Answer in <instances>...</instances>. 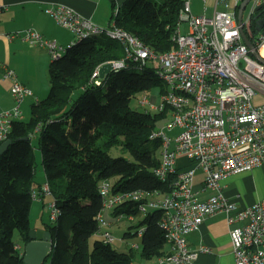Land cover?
Returning a JSON list of instances; mask_svg holds the SVG:
<instances>
[{"label": "trees", "instance_id": "16d2710c", "mask_svg": "<svg viewBox=\"0 0 264 264\" xmlns=\"http://www.w3.org/2000/svg\"><path fill=\"white\" fill-rule=\"evenodd\" d=\"M184 2L125 0L116 16L112 12L111 21L114 19L157 52H166L174 46L172 35ZM124 53L121 41L94 34L69 43L59 57L51 54L48 95L37 97L28 120L13 121L9 135L13 141L0 154V264H25L24 248L15 240V233L19 232L22 243L29 240L36 183L32 136L36 133L58 209L57 217L45 223L53 248L42 264L136 262L133 246L121 251L99 234L98 216L105 211L100 183L111 179L113 193L146 191L162 195L172 190L176 177L170 174L162 179L154 171L161 161L162 139L150 136L158 120L169 116L168 111L153 112L131 105L138 94L156 86L165 91L156 70L151 65L140 70L131 62L128 67L112 70L100 85L93 79L99 65L121 59ZM113 147L132 158L111 154ZM144 200L130 198L109 210L119 220L133 216L123 237L137 235L143 228L137 248L140 256L158 259L170 252L161 225L165 211L156 207L142 212L140 204ZM131 227L136 229L134 233ZM96 234L99 237L91 246Z\"/></svg>", "mask_w": 264, "mask_h": 264}, {"label": "built area", "instance_id": "2783aa9c", "mask_svg": "<svg viewBox=\"0 0 264 264\" xmlns=\"http://www.w3.org/2000/svg\"><path fill=\"white\" fill-rule=\"evenodd\" d=\"M249 2L243 28L254 45L252 48L245 42L238 21L240 0H235V9H215L211 15L196 14L192 0H185L172 35L174 46L166 52H157L118 26L114 19L104 26L65 4L45 8L61 26L73 32L75 36L70 45L94 34L117 39L124 44L126 55L112 60L113 70L128 67L131 62L140 70L151 65L166 86L161 102L144 93L140 104L169 113L167 125L154 129L150 137L162 139L161 161L154 171L162 179L175 175L172 190L162 195L146 191L113 193L111 179L100 183L105 209L130 198L146 199L140 204L144 213L156 207L164 209L161 225L166 231L170 252L157 259L159 264H200L197 261L200 250L189 247L187 235L200 229L206 218L220 212L227 214L230 224L235 264H264V198L252 205L240 206L225 195L221 184L231 174L264 163V27L257 28V20L264 19V0ZM120 7L119 4L113 7L114 16ZM183 22L188 25L187 32L182 28ZM23 37L31 44L48 48L54 57L65 50V46L43 37L35 29L24 31ZM0 65L5 69L4 75L12 78L11 91L17 102L12 109L0 113L2 143L9 138L13 121L23 117L21 105L25 97L34 92L18 79L13 69L2 62ZM100 66L93 75L98 85L102 83ZM182 155L195 165L178 164L177 159ZM199 169L203 171L201 190L211 191L204 198L194 189ZM41 190L44 194L51 193L49 182L43 183ZM33 196L39 198L40 192L34 190ZM52 208L51 218L55 219L58 209L54 202ZM98 219L99 234L109 242L115 241L110 231L103 230V226L110 224L104 211ZM142 232L143 228L139 235ZM133 247L138 248L139 243L134 242ZM201 251L211 249L202 246Z\"/></svg>", "mask_w": 264, "mask_h": 264}, {"label": "crops", "instance_id": "0c3cea01", "mask_svg": "<svg viewBox=\"0 0 264 264\" xmlns=\"http://www.w3.org/2000/svg\"><path fill=\"white\" fill-rule=\"evenodd\" d=\"M124 1L125 0H0V62L5 63L9 68L13 69L18 79L33 90L34 96L37 90L40 89L34 79L37 75L40 76L42 72L44 74L45 71H48L52 53L48 48L39 44H31L24 39V31L35 29L40 32L43 37L56 40V42L62 46L69 44L70 41L74 39V34L73 36L71 35L73 32L61 26L54 17L45 11V8L51 4H65L71 6L83 16L91 18L99 24L108 26L111 24L113 3L122 5ZM222 1L225 2V4L220 3L221 0L218 3L217 0H214L215 9H219V4L223 6V8L219 10L236 8L235 0ZM242 1L243 0H240V4ZM193 11L196 14H201L197 13L194 8ZM243 16H245L244 12ZM11 34H15V36L11 37ZM4 74L5 69L0 65V113L12 109L15 104V99L11 91L12 78L6 77ZM187 160L188 157L182 155L179 156L177 162L178 164L186 166L188 165L186 164ZM197 175L196 173V178ZM202 178L203 174L195 179L194 189L199 191V196L201 198H204L210 195L211 191L201 190ZM45 182H48L47 179L40 183L36 182L34 185V189L40 192V197L37 198V201L43 202L44 205L47 198L46 195L42 194L41 187ZM221 184L222 190L228 198L235 201L240 206L252 205L264 198V163L251 170L231 174L224 178ZM35 204L36 202L33 201L31 212ZM46 222L47 220L45 218L41 221L32 222L30 217V225L33 228L48 230L45 225ZM187 239L190 248L200 250L197 258L198 263L235 264L233 245L230 236V224L225 212H220L206 218L200 229L189 233ZM17 243L21 245L22 249L24 248V243H22L21 239L17 241ZM202 246L209 247L211 251H201Z\"/></svg>", "mask_w": 264, "mask_h": 264}, {"label": "rangeland", "instance_id": "374dc122", "mask_svg": "<svg viewBox=\"0 0 264 264\" xmlns=\"http://www.w3.org/2000/svg\"><path fill=\"white\" fill-rule=\"evenodd\" d=\"M220 3H224L222 0ZM204 4L207 6V8H205ZM250 2L248 3L245 11H244V15L246 16L249 13L250 10ZM215 2L214 0H207L206 2H204L203 0H192V7L194 8V10L197 13H206L208 15H211L215 9ZM121 8V7H120ZM219 9L223 8V6L221 4H219ZM182 28L184 30V32L188 31V25L186 24V22H183L182 24ZM71 35L73 36V33H71ZM75 36V35H74ZM108 38H111L109 36H107ZM71 42V41H70ZM68 44H66L65 46H67ZM126 55V53H124V56ZM50 56V54H49ZM50 58V57H49ZM52 58V55H51ZM50 63V61H49ZM37 86L40 88L37 90L36 94L30 95L25 97L24 101L22 102L21 105V110L23 113V117L21 119H25L28 120L31 117L32 114V106L35 103L37 97H39V99L41 98H45L48 95L49 89H50V80H49V69L48 71H45L44 74L42 72V74L39 76L37 75L36 78L34 79ZM49 87V88H48ZM166 88V86H164ZM48 89V90H47ZM106 89V87H103V91ZM47 90V91H46ZM46 91V92H45ZM146 94H149L150 98L152 100H158L159 102L162 101V89L158 86L154 87L153 89H151L150 91L146 92ZM144 95V93H140L138 94L137 97H135L132 102L131 105L134 108H141L143 106L140 105V98ZM15 99V98H14ZM17 104L16 100H15V104L14 106ZM148 109H151L150 106L147 107ZM152 110V109H151ZM153 112H155V110H152ZM170 120V118L166 117V118H161L158 120V124H157V128L158 129H162L163 127H165L168 123V121ZM175 131L178 132V129L175 128ZM38 133L34 134L32 136V142L34 145V152H35V156H36V162H35V170H36V175H35V180L36 182H42L44 180L47 179L46 177V173L43 167V163H42V153H41V149L39 147V141H38ZM111 154L113 155H125L128 156L130 158H132V156L128 153V152H122L120 150L119 147H113L110 150ZM160 155V152H159ZM186 164H188L189 166H194L195 163L191 162L190 159H188L186 161ZM197 178L199 175L203 174V171L201 169L198 170L197 172ZM196 178V179H197ZM196 181V180H195ZM53 185L55 184L54 182H52ZM46 203L45 205L43 204V202L41 201H37V198H34V202H36L30 217H31V221H41L42 219H46L47 221L51 220V212H52V200H54V196L51 193L46 194ZM104 217L107 221L110 222L109 225H105L103 226V230L106 231H110L114 236H115V241L112 242L113 246L116 247L117 249L121 250V251H127L129 250V248L131 246H133L134 242H138L139 244L141 243V235L137 234L134 235L130 238H124V233L129 229V226L132 223V220L130 219H122L119 220L117 218H115L112 214H111V210L109 209H105L104 211ZM131 231L134 233L136 231L135 228L131 227ZM99 237L98 234L93 235V237L91 238V246L93 245V241L95 240V238ZM15 240L19 241L20 240V235L19 232L16 231L15 233ZM137 250V256H136V263L138 264H159L157 262V259H151V260H146L144 258H142L140 256L139 253V249L135 248ZM139 250V251H138Z\"/></svg>", "mask_w": 264, "mask_h": 264}, {"label": "water", "instance_id": "95a60500", "mask_svg": "<svg viewBox=\"0 0 264 264\" xmlns=\"http://www.w3.org/2000/svg\"><path fill=\"white\" fill-rule=\"evenodd\" d=\"M250 0H243L240 4L238 21L241 25V31L245 42L249 47H253V43L243 28V12ZM264 26V19L257 20V28L261 29ZM114 68L112 61L103 63L99 68V75L101 78H105ZM28 139L29 136L23 137ZM12 139L8 138L0 144V154H2L12 143ZM53 248V239L51 237L50 231L40 228L29 229V240L24 244V255L23 261L25 264H42L43 261L47 258L48 254Z\"/></svg>", "mask_w": 264, "mask_h": 264}, {"label": "bare ground", "instance_id": "6f19581e", "mask_svg": "<svg viewBox=\"0 0 264 264\" xmlns=\"http://www.w3.org/2000/svg\"><path fill=\"white\" fill-rule=\"evenodd\" d=\"M262 52L264 53V49H262Z\"/></svg>", "mask_w": 264, "mask_h": 264}]
</instances>
